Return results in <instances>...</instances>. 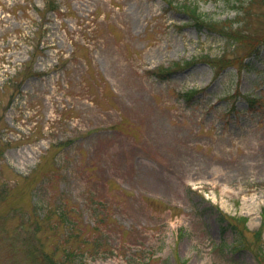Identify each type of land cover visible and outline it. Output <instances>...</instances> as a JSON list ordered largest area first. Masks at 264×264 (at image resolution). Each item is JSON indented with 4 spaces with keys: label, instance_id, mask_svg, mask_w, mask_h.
<instances>
[{
    "label": "rangeland",
    "instance_id": "374dc122",
    "mask_svg": "<svg viewBox=\"0 0 264 264\" xmlns=\"http://www.w3.org/2000/svg\"><path fill=\"white\" fill-rule=\"evenodd\" d=\"M191 1L0 0V264H264V0Z\"/></svg>",
    "mask_w": 264,
    "mask_h": 264
},
{
    "label": "trees",
    "instance_id": "16d2710c",
    "mask_svg": "<svg viewBox=\"0 0 264 264\" xmlns=\"http://www.w3.org/2000/svg\"><path fill=\"white\" fill-rule=\"evenodd\" d=\"M229 1L232 3L234 9H236V10L240 9V7L243 6L242 0H229ZM167 2L169 3L170 6L182 7L183 11L189 12L190 15L192 16V18L195 19L196 23H198V24H200L201 21H204V19H206L204 16L205 13H202V11L200 10V7L197 4H195L194 1L190 0V1H186V2H180L177 5H175L174 1H172V0H167ZM238 5H240V7H238ZM223 33L227 37V41H228L227 46H232L234 43H237L238 41H241V40L248 37L247 34L244 35L243 32H239L237 29H234L233 25L229 26L226 31H223ZM256 48H259V46H256ZM224 53L226 54L227 52L225 51ZM174 72L175 71L169 70V67H167L166 69L160 70V72H154V75L157 76L161 80H165V79L170 78ZM185 96H187L188 98L194 97L195 92L194 91H188L185 93ZM260 97L261 96H259V97L258 96H247L245 98L247 101V104H246L247 107H256L255 109H257V110L261 109L262 103H260ZM67 143H70V141ZM45 217H46V214L43 215L42 217H40V220H42V223H43ZM220 219H221L220 221H222L223 223L227 221V218L224 216L222 217V215H220ZM237 219L239 222L240 221L243 222L244 225L246 224L247 218L238 217ZM63 221H65L66 225L69 222L68 219H66V218H64ZM234 225L235 224L228 222V224L225 225L224 227L225 228L229 227L235 233V235L238 236V239L233 241V244L238 243V242L241 243V241L243 239V233L241 230H239L237 228L236 225L235 226ZM255 236L257 237V239H259V236H260L259 230L256 231ZM63 250L65 251V254L63 253L62 256H59L57 258H54L53 255L46 253L44 255V259L41 263L42 264H65L67 261H70L71 258H73V256L75 255L74 254L75 249L74 248H67L66 246H64ZM258 255L260 257V253ZM80 261H79V259H77L76 263L80 264L79 263Z\"/></svg>",
    "mask_w": 264,
    "mask_h": 264
}]
</instances>
